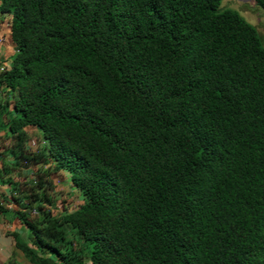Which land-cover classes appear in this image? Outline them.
Masks as SVG:
<instances>
[{"label": "trees", "instance_id": "1", "mask_svg": "<svg viewBox=\"0 0 264 264\" xmlns=\"http://www.w3.org/2000/svg\"><path fill=\"white\" fill-rule=\"evenodd\" d=\"M220 1L0 0L29 264H264V49Z\"/></svg>", "mask_w": 264, "mask_h": 264}, {"label": "crops", "instance_id": "2", "mask_svg": "<svg viewBox=\"0 0 264 264\" xmlns=\"http://www.w3.org/2000/svg\"><path fill=\"white\" fill-rule=\"evenodd\" d=\"M13 53L14 46L10 39L8 18L0 15V72L9 69ZM10 101L9 96L3 92L0 93V206L3 208L0 212V264H29L24 254L15 246V240L12 237L15 234L22 243H26L27 231L14 217L10 204H7L8 186L5 183L6 176L1 169V162L11 163V158L4 153L8 139L7 122L15 116ZM27 131L28 136L38 134L31 129ZM31 137L34 138L29 136L30 140ZM63 179L69 186L67 177L64 176Z\"/></svg>", "mask_w": 264, "mask_h": 264}, {"label": "rangeland", "instance_id": "3", "mask_svg": "<svg viewBox=\"0 0 264 264\" xmlns=\"http://www.w3.org/2000/svg\"><path fill=\"white\" fill-rule=\"evenodd\" d=\"M225 9L236 12L247 24L254 28L261 47L264 49V13L262 10L255 6L250 0H221L218 11ZM29 136H34V138L31 137L30 142L26 143V146H29L32 149L36 144H38L39 147L41 146L42 143L40 135L29 134ZM17 169L18 171L16 174L19 176H25L28 174V171L21 166H18ZM10 173L13 174L14 172ZM54 193L56 194V197L63 202V206H65L68 210L76 209L82 202L81 197L77 194V192L70 189L67 185V181L64 179L56 184ZM56 208H59L58 205L55 206V209Z\"/></svg>", "mask_w": 264, "mask_h": 264}]
</instances>
